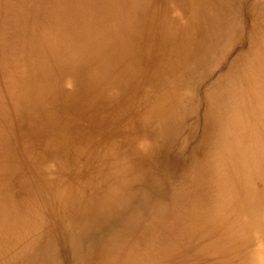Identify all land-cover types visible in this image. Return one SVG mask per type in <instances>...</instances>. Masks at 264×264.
I'll list each match as a JSON object with an SVG mask.
<instances>
[{
  "label": "bare ground",
  "instance_id": "6f19581e",
  "mask_svg": "<svg viewBox=\"0 0 264 264\" xmlns=\"http://www.w3.org/2000/svg\"><path fill=\"white\" fill-rule=\"evenodd\" d=\"M0 264H264V0H0Z\"/></svg>",
  "mask_w": 264,
  "mask_h": 264
},
{
  "label": "rangeland",
  "instance_id": "374dc122",
  "mask_svg": "<svg viewBox=\"0 0 264 264\" xmlns=\"http://www.w3.org/2000/svg\"><path fill=\"white\" fill-rule=\"evenodd\" d=\"M189 149H190V147L187 149V153L189 154Z\"/></svg>",
  "mask_w": 264,
  "mask_h": 264
}]
</instances>
